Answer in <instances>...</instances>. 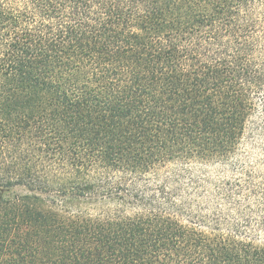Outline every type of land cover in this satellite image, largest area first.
<instances>
[{
    "label": "trees",
    "instance_id": "16d2710c",
    "mask_svg": "<svg viewBox=\"0 0 264 264\" xmlns=\"http://www.w3.org/2000/svg\"><path fill=\"white\" fill-rule=\"evenodd\" d=\"M0 264H264V0H0Z\"/></svg>",
    "mask_w": 264,
    "mask_h": 264
}]
</instances>
